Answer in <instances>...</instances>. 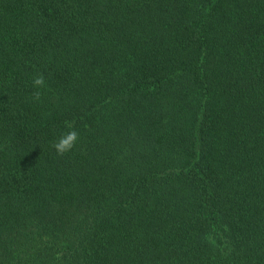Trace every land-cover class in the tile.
I'll return each mask as SVG.
<instances>
[{"label": "trees", "instance_id": "trees-1", "mask_svg": "<svg viewBox=\"0 0 264 264\" xmlns=\"http://www.w3.org/2000/svg\"><path fill=\"white\" fill-rule=\"evenodd\" d=\"M0 264H264V0H0Z\"/></svg>", "mask_w": 264, "mask_h": 264}, {"label": "clouds", "instance_id": "clouds-1", "mask_svg": "<svg viewBox=\"0 0 264 264\" xmlns=\"http://www.w3.org/2000/svg\"><path fill=\"white\" fill-rule=\"evenodd\" d=\"M35 85H41L43 83V78H37L34 81ZM78 139V134L75 131H70L67 135L62 136L59 141L54 145L57 153L63 155L64 153L70 151Z\"/></svg>", "mask_w": 264, "mask_h": 264}]
</instances>
